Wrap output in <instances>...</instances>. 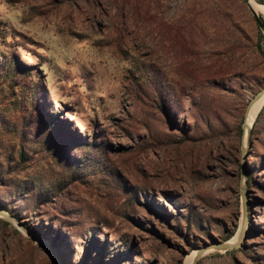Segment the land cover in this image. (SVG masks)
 Listing matches in <instances>:
<instances>
[{
	"label": "rangeland",
	"instance_id": "rangeland-1",
	"mask_svg": "<svg viewBox=\"0 0 264 264\" xmlns=\"http://www.w3.org/2000/svg\"><path fill=\"white\" fill-rule=\"evenodd\" d=\"M263 87L246 0H0V264H264Z\"/></svg>",
	"mask_w": 264,
	"mask_h": 264
},
{
	"label": "bare ground",
	"instance_id": "bare-ground-1",
	"mask_svg": "<svg viewBox=\"0 0 264 264\" xmlns=\"http://www.w3.org/2000/svg\"><path fill=\"white\" fill-rule=\"evenodd\" d=\"M247 3L249 4V7L255 10L256 12L262 13L264 11V8L260 6L259 4H257L256 2H254L253 0H247ZM263 104H264V93L260 94L256 99H254L249 104V107L247 109V114L245 116L244 127H243V142L244 143H246L249 137L252 124L257 116V113L259 112ZM245 228H246V222L243 220L238 236L229 242L230 245L238 244L240 240H242L244 233H245ZM197 254H198L197 251L193 252L191 257H189L186 260L185 264H194Z\"/></svg>",
	"mask_w": 264,
	"mask_h": 264
},
{
	"label": "water",
	"instance_id": "water-1",
	"mask_svg": "<svg viewBox=\"0 0 264 264\" xmlns=\"http://www.w3.org/2000/svg\"><path fill=\"white\" fill-rule=\"evenodd\" d=\"M246 2H247V0H246ZM247 6H248V8L250 9L251 13L254 15V17L256 18L259 27H260L261 29L264 30V20H262V19L259 17V14H258L255 10H253L252 8L249 7V4H248V3H247ZM262 93H264V87L261 88V89H260V90H259L254 96H253V98L250 100L249 104H250L254 99H256L260 94H262ZM249 104L247 105V108H246V111H245V116H246V114H247V109H248V107H249ZM242 126L244 127V122L242 123ZM0 215L5 216V217H8V218H13L8 212L2 210L1 208H0ZM213 246H214L215 248H217V249H227V248H229V247H231V246H233V245H230V244H228V243H215V244H213ZM197 250H198V254H197L196 259H197V258H198V257L204 252V249H203V248H199V249H197ZM196 259H195V260H196ZM194 262H195V261H194Z\"/></svg>",
	"mask_w": 264,
	"mask_h": 264
},
{
	"label": "trees",
	"instance_id": "trees-1",
	"mask_svg": "<svg viewBox=\"0 0 264 264\" xmlns=\"http://www.w3.org/2000/svg\"><path fill=\"white\" fill-rule=\"evenodd\" d=\"M257 1H259L261 4H264V1L263 0H257ZM231 239V238H230Z\"/></svg>",
	"mask_w": 264,
	"mask_h": 264
}]
</instances>
